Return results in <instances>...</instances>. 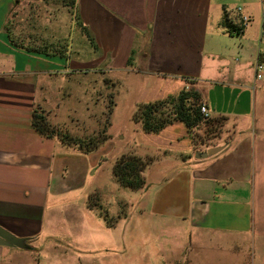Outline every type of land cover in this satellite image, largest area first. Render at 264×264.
<instances>
[{
	"label": "crops",
	"instance_id": "0c3cea01",
	"mask_svg": "<svg viewBox=\"0 0 264 264\" xmlns=\"http://www.w3.org/2000/svg\"><path fill=\"white\" fill-rule=\"evenodd\" d=\"M72 1L0 0V226L30 240L27 249L0 246V264H22L17 258L43 252L74 255L80 243L87 260L98 264L107 257L103 252L109 251V238L117 235L125 217L117 200L110 219L101 189L88 183L106 152L100 145L83 153L37 132L31 122L33 110L43 107L46 98L58 107L73 71L96 66L130 67L154 81L169 80L177 92L179 82L191 85L210 118L223 120L204 130L223 128L212 145L221 150L202 159L195 153L207 149L195 148L190 130H170L181 127L178 122L151 133L168 131V146L157 142L141 158L174 165L157 182L145 179L139 190H151V195L138 206L139 217L148 227L152 219L163 227H187L188 233L247 234L253 225L256 182L264 178V78L255 80L253 66L262 46L260 0L256 12L251 4L242 7L252 20L239 35L223 29V15H213L224 0ZM13 18L27 23L19 38L8 26ZM238 20L229 21L237 26ZM72 30L80 44L92 45L99 55L72 59ZM181 139L185 150L168 148ZM91 198L95 203H89Z\"/></svg>",
	"mask_w": 264,
	"mask_h": 264
},
{
	"label": "rangeland",
	"instance_id": "374dc122",
	"mask_svg": "<svg viewBox=\"0 0 264 264\" xmlns=\"http://www.w3.org/2000/svg\"><path fill=\"white\" fill-rule=\"evenodd\" d=\"M224 1V7L220 4L218 11L213 10V15L216 12V15L221 14L224 18L225 14L228 20L234 21L239 17L236 12L238 6L244 7L251 4L250 7L257 11L255 10L256 0ZM33 15L35 16L34 12ZM38 15L41 18L42 12ZM38 21L42 22L43 19ZM8 26L12 28L17 38L21 37V29H27V23H21L17 18H13ZM34 27H36L35 21H33V32H35ZM223 29L227 30L225 26ZM71 36L73 46L70 57L72 59H93L99 55L92 45L91 49L89 45H82L87 43L80 44L76 31L72 30ZM32 37L37 41L36 34ZM84 38L91 43L88 35L85 34ZM132 69L129 67V69L107 70L96 66L86 68L85 71L75 70L69 84L64 83L65 93L62 92L58 96V107L46 98L43 107L39 105L40 107L35 108L59 134L66 132L73 138L85 140L86 143L90 137L107 138L101 144L107 156L98 173L88 179V183L93 188L101 189L104 195L101 201H105L107 209L102 208L106 210L110 219L111 210L112 213L115 212L113 208L117 200H120L125 218L119 220L117 235L115 236L114 232L113 237L109 238L107 243L109 251L103 252L107 257H103L98 264H264V178L256 182L253 225L244 235L207 234L195 230L188 233L187 227L177 225L163 227L159 224L155 225L152 219L148 227V222L139 217L138 206L146 202L148 195H151V190L144 192V190L135 191L121 187L112 174V167L116 159L121 156L134 154L141 157V155L152 153L157 142L161 147L168 146L164 136L169 132L166 131L160 136L144 132L141 125L131 119L132 113L137 104L155 101L169 95L160 99L164 100L170 96H176L182 89L197 90L191 85L182 87L179 82L181 90L177 92L179 89L169 80L154 81L143 72L132 71ZM201 102L204 103L202 98ZM169 107L170 105H164L160 109L165 114ZM218 121L211 117L199 127L189 131V137L195 148L208 149L218 143L214 137L221 133L223 128L208 130L204 133L210 125L214 124L216 127ZM222 122L223 120L219 123ZM177 124L181 127H171L170 130L181 133L184 124L181 122ZM217 130L218 133H216ZM168 148L185 150L186 145L181 139L180 142ZM77 149L80 150L78 146ZM143 160L148 163L149 159L143 158ZM153 161L143 172V177L148 183L163 179L165 172L167 170L170 172L174 165L170 161ZM91 201L95 203L94 198L89 199V203ZM152 223L153 227H151ZM45 239L52 241L51 237ZM67 245L65 244V247ZM73 252L74 255L70 254L66 257L52 256L49 252H43L31 258L21 256L17 258V261L22 264H95L93 258L86 259L83 243L79 244L77 250L73 249Z\"/></svg>",
	"mask_w": 264,
	"mask_h": 264
},
{
	"label": "trees",
	"instance_id": "16d2710c",
	"mask_svg": "<svg viewBox=\"0 0 264 264\" xmlns=\"http://www.w3.org/2000/svg\"><path fill=\"white\" fill-rule=\"evenodd\" d=\"M71 4H73L72 0H70V5ZM221 24L227 28L229 34L239 35L236 26L227 19L225 14ZM186 82L188 83L189 81ZM200 104H202V102L199 92L192 89H182L176 96H170L164 100L158 99L137 104L131 119L135 123H139L142 130L146 133H159L166 126L174 122H181L187 130H191L205 121L200 112ZM164 105H170L165 114L160 109ZM31 122L37 132L45 136H58L62 143L78 146L83 153L94 151L107 139L104 136L101 138L90 137L86 143L85 140L73 138L66 132L59 134L50 127L45 117L36 109L32 112ZM148 159V163H146L143 158L134 154L117 158L112 167V174L116 182L120 186L131 190L144 188L146 182L143 177V172L152 161L151 158ZM104 219L106 220L105 216ZM106 222L110 225L108 221Z\"/></svg>",
	"mask_w": 264,
	"mask_h": 264
},
{
	"label": "built area",
	"instance_id": "2783aa9c",
	"mask_svg": "<svg viewBox=\"0 0 264 264\" xmlns=\"http://www.w3.org/2000/svg\"><path fill=\"white\" fill-rule=\"evenodd\" d=\"M260 6H261V14H260L259 39L262 46L257 54L256 61L253 65L255 80H262L264 78V0H260ZM236 12L237 15L239 16L236 29L238 30V34H240L250 24L252 18L249 14L243 11L242 7H237ZM200 112L202 113L204 120L210 118V112L208 110V107L204 103L200 104Z\"/></svg>",
	"mask_w": 264,
	"mask_h": 264
},
{
	"label": "water",
	"instance_id": "95a60500",
	"mask_svg": "<svg viewBox=\"0 0 264 264\" xmlns=\"http://www.w3.org/2000/svg\"><path fill=\"white\" fill-rule=\"evenodd\" d=\"M220 150H221V147H212L203 152H196L195 158L197 159L206 158V157L216 154ZM29 242L30 240L26 238L17 237L0 226V246L27 249L29 248V245H28Z\"/></svg>",
	"mask_w": 264,
	"mask_h": 264
}]
</instances>
